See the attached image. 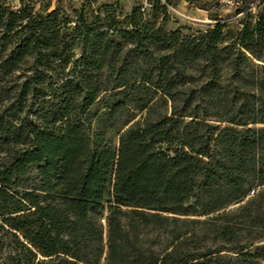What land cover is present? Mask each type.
<instances>
[{"label": "trees", "instance_id": "trees-1", "mask_svg": "<svg viewBox=\"0 0 264 264\" xmlns=\"http://www.w3.org/2000/svg\"><path fill=\"white\" fill-rule=\"evenodd\" d=\"M164 1L0 0L10 264H264L263 0L192 34Z\"/></svg>", "mask_w": 264, "mask_h": 264}, {"label": "rangeland", "instance_id": "rangeland-1", "mask_svg": "<svg viewBox=\"0 0 264 264\" xmlns=\"http://www.w3.org/2000/svg\"><path fill=\"white\" fill-rule=\"evenodd\" d=\"M165 4L166 2L162 0ZM92 3L94 7L100 5H112L115 8V14L118 19H121L126 15L132 6L141 5L142 9H145V14L149 18L151 15L152 0H50L51 7L56 6L58 3L63 9L72 14L73 10L78 9L82 3ZM215 0H169L167 4V13L164 21L161 22L162 27L165 30H173L179 28L182 34H192L197 30L206 28V25L212 24L210 21H204L206 18H211L214 15L218 17L227 18L230 20L228 26L234 30L241 28V24L237 22L242 16L236 17L237 11L233 8H224L217 14L212 9ZM8 3L13 7L18 5V0H8ZM201 5L207 8V13L202 10H196L195 5ZM258 8L261 10L264 8V0ZM254 15V14H253ZM160 17L157 21L160 22ZM254 17L250 20L253 23ZM237 205L231 206L230 208L236 207ZM104 220H102L103 222ZM0 233L4 234V230H0ZM6 240L9 242V236L6 235ZM12 244H9L4 252L0 255V264H10L11 261L7 255L10 252Z\"/></svg>", "mask_w": 264, "mask_h": 264}, {"label": "built area", "instance_id": "built-area-1", "mask_svg": "<svg viewBox=\"0 0 264 264\" xmlns=\"http://www.w3.org/2000/svg\"><path fill=\"white\" fill-rule=\"evenodd\" d=\"M262 0H216L213 10L219 12L224 8H233L237 11L236 17L243 16L244 13H255L258 4Z\"/></svg>", "mask_w": 264, "mask_h": 264}, {"label": "crops", "instance_id": "crops-1", "mask_svg": "<svg viewBox=\"0 0 264 264\" xmlns=\"http://www.w3.org/2000/svg\"><path fill=\"white\" fill-rule=\"evenodd\" d=\"M195 9L196 10H202L203 12H205V13H207V9L205 8V7H203V6H201V5H195ZM204 21H210V18H206V20H203V22Z\"/></svg>", "mask_w": 264, "mask_h": 264}]
</instances>
